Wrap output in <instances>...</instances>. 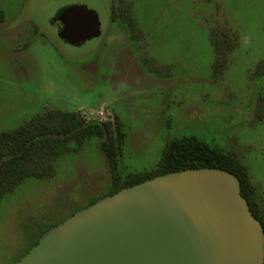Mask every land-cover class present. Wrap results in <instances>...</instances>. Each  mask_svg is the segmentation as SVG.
<instances>
[{
  "label": "rangeland",
  "instance_id": "obj_1",
  "mask_svg": "<svg viewBox=\"0 0 264 264\" xmlns=\"http://www.w3.org/2000/svg\"><path fill=\"white\" fill-rule=\"evenodd\" d=\"M76 4L97 11L102 27L81 45L54 24ZM0 14V134L51 110L113 127L117 115L120 184L154 173L169 142L197 136L246 168L264 219V0H0ZM214 29L237 35L220 73ZM90 61L93 71L84 69ZM111 168L93 137L58 158L51 176L6 194L0 264H15L44 228L107 193Z\"/></svg>",
  "mask_w": 264,
  "mask_h": 264
},
{
  "label": "water",
  "instance_id": "obj_2",
  "mask_svg": "<svg viewBox=\"0 0 264 264\" xmlns=\"http://www.w3.org/2000/svg\"><path fill=\"white\" fill-rule=\"evenodd\" d=\"M55 20L63 24L59 37L72 45L102 33L99 14L85 4L65 8ZM15 264H264V228L235 174L186 168L77 210Z\"/></svg>",
  "mask_w": 264,
  "mask_h": 264
},
{
  "label": "trees",
  "instance_id": "obj_3",
  "mask_svg": "<svg viewBox=\"0 0 264 264\" xmlns=\"http://www.w3.org/2000/svg\"><path fill=\"white\" fill-rule=\"evenodd\" d=\"M113 10L114 8L111 4V17L115 13ZM122 13L123 10L120 11L123 18ZM1 18L2 15L0 14ZM36 29L37 31L39 30L38 28ZM211 41L216 53L215 73H220L224 68V51H232L236 47L237 35L231 37L225 31L219 36V30L214 29ZM257 77L261 78L262 81L264 79V70L260 68ZM114 123V127L110 121L88 123L76 113L51 110L33 117L15 129L1 132L0 200L6 194L13 192L27 178L51 176L56 170L58 158L70 152L73 147L80 148L86 141L97 137L101 139V149L112 167L109 190L99 198L113 194L123 187L140 183L167 172L186 168L218 167L228 170L237 176L240 182L241 194L247 199L252 214L261 221L264 228V219L255 208L253 185L250 182L246 168L238 164L220 146L205 142L197 136L186 135L169 142L162 151L160 162L154 173L133 175L123 184H120L114 168L117 165V158L122 153L125 132L117 115ZM111 187L114 188L111 189ZM97 199L88 201L87 205ZM50 226L41 231L38 238L29 244L25 253L37 243L40 236Z\"/></svg>",
  "mask_w": 264,
  "mask_h": 264
},
{
  "label": "flooded vegetation",
  "instance_id": "obj_4",
  "mask_svg": "<svg viewBox=\"0 0 264 264\" xmlns=\"http://www.w3.org/2000/svg\"><path fill=\"white\" fill-rule=\"evenodd\" d=\"M69 7V6H68ZM67 8V7H66ZM65 8H63V9H61V10H59V11H63ZM58 13V12H57ZM57 15V14H56ZM52 21H53V19H52ZM54 24L55 25H58V31L60 30V28L62 27V22L61 21H59V20H57V21H55L54 22ZM35 31H37V29H35ZM37 33H41L39 30L37 31ZM43 34V33H42ZM43 35H45V34H43ZM28 44H29V42H28ZM25 46H27V44L25 45ZM90 62H92V61H90ZM90 62H87V63H90Z\"/></svg>",
  "mask_w": 264,
  "mask_h": 264
}]
</instances>
